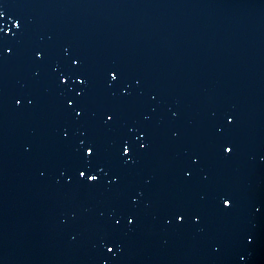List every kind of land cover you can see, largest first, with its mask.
<instances>
[{"label":"water","instance_id":"95a60500","mask_svg":"<svg viewBox=\"0 0 264 264\" xmlns=\"http://www.w3.org/2000/svg\"><path fill=\"white\" fill-rule=\"evenodd\" d=\"M0 264H264V0H0Z\"/></svg>","mask_w":264,"mask_h":264},{"label":"snow or ice","instance_id":"6c2138e0","mask_svg":"<svg viewBox=\"0 0 264 264\" xmlns=\"http://www.w3.org/2000/svg\"><path fill=\"white\" fill-rule=\"evenodd\" d=\"M125 151H127V149H126ZM229 151H231V150L229 149ZM80 175H81V176H84V173L81 172ZM88 179H89V180H91V179H95V177H94V176H89ZM225 204L227 205V204H228V201H225ZM109 251H111V249H109Z\"/></svg>","mask_w":264,"mask_h":264}]
</instances>
